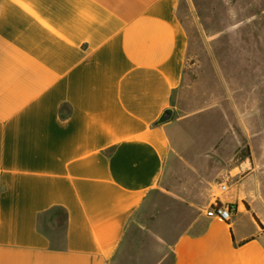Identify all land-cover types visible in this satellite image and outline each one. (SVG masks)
Listing matches in <instances>:
<instances>
[{
    "label": "crops",
    "instance_id": "crops-1",
    "mask_svg": "<svg viewBox=\"0 0 264 264\" xmlns=\"http://www.w3.org/2000/svg\"><path fill=\"white\" fill-rule=\"evenodd\" d=\"M179 1L0 0V264H117L161 193L236 209L192 218L167 245L171 264H264V223L246 208L264 155L254 141L250 156L227 150L229 133L256 138L264 94L258 78L247 91L234 75L185 82ZM200 114L210 132L194 141ZM207 153L242 164L218 174L236 180L224 194L176 180Z\"/></svg>",
    "mask_w": 264,
    "mask_h": 264
},
{
    "label": "rangeland",
    "instance_id": "rangeland-1",
    "mask_svg": "<svg viewBox=\"0 0 264 264\" xmlns=\"http://www.w3.org/2000/svg\"><path fill=\"white\" fill-rule=\"evenodd\" d=\"M262 3L264 0H260ZM255 0H180L177 9V19L180 28L187 38V53L185 64V82L202 81L213 75H234L243 82L239 83L245 91L249 90L250 80L259 79L260 92L264 94V19L256 16L258 7ZM249 81V82H247ZM204 83L200 82L198 90L202 91ZM191 90V89H190ZM182 104V103H181ZM186 111V105L181 113ZM205 114H200L201 126L192 139L198 141L207 137L210 130L204 124ZM260 131L256 138L248 139L244 133L237 131L232 138L229 133L228 153L235 148V143L242 144L233 155L247 157L251 155L249 141H254L256 151L264 155V108L261 110ZM235 135V134H234ZM199 142L197 149L200 148ZM264 160V157H262ZM225 167L218 172L192 177L177 178L180 184L195 185L197 181L205 179L211 186L219 190L222 182L229 181L230 187L235 183L228 174L217 177L221 172L228 171L241 162H224ZM254 164L247 161L241 166L237 179H241L251 171ZM257 174L260 176V194L248 198L246 208L253 207L264 223V161L256 164ZM202 169V168H201ZM191 177V178H190ZM220 192V191H219ZM210 205L199 201H179L166 193L156 194L150 200L149 207L132 228L133 237L125 245V249L117 264H171L172 253L167 247L171 240L185 228L194 217L206 215ZM244 219L243 215L233 220L234 227H239ZM247 224V217H246ZM231 221V220H230Z\"/></svg>",
    "mask_w": 264,
    "mask_h": 264
},
{
    "label": "built area",
    "instance_id": "built-area-1",
    "mask_svg": "<svg viewBox=\"0 0 264 264\" xmlns=\"http://www.w3.org/2000/svg\"><path fill=\"white\" fill-rule=\"evenodd\" d=\"M229 183L230 182L227 180L219 185V191L221 194H224L229 190ZM235 213L236 209L233 205L223 204L219 200H214L206 211V217L218 218L224 222H229Z\"/></svg>",
    "mask_w": 264,
    "mask_h": 264
},
{
    "label": "water",
    "instance_id": "water-1",
    "mask_svg": "<svg viewBox=\"0 0 264 264\" xmlns=\"http://www.w3.org/2000/svg\"><path fill=\"white\" fill-rule=\"evenodd\" d=\"M171 115L166 113L163 118L164 120L170 119ZM225 167V163L215 154L207 153L203 156V169L204 175L211 172H218Z\"/></svg>",
    "mask_w": 264,
    "mask_h": 264
}]
</instances>
